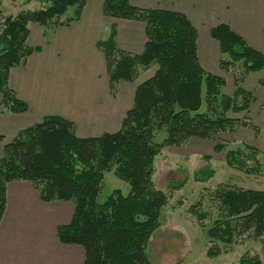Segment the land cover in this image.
Instances as JSON below:
<instances>
[{
    "label": "trees",
    "instance_id": "1",
    "mask_svg": "<svg viewBox=\"0 0 264 264\" xmlns=\"http://www.w3.org/2000/svg\"><path fill=\"white\" fill-rule=\"evenodd\" d=\"M40 2V9L14 16H4L0 9L1 114L29 109L8 86L10 69L38 50L26 44L29 25L69 26L79 20L86 4V0ZM103 15L142 22L146 35L141 54L117 47L115 25L106 37L98 38L96 47L105 59L110 94L116 96L120 81L134 83L141 72L151 66L156 69L137 83L133 105L114 133L79 138L74 123L48 115L5 143L0 155V221L6 209L7 184L27 181L43 202L73 203L71 221L57 227L56 237L61 244L82 247L83 264H154L146 249L160 226V211L168 203V195L153 182L154 160L163 148H182L192 138L209 140L213 152L223 153L229 168L252 176L264 173L257 148L235 141L236 147L228 149V142L220 138L235 134L239 127L260 135V128L242 116L248 115L256 100L255 92L242 85L250 73L264 71V55L226 24L210 30L220 49L218 66L233 78L234 92L229 96L223 91L224 79L200 66L197 32L185 14L137 8L131 0H104ZM257 84L264 88V76ZM163 129L166 137L157 143L156 135ZM3 140L0 136V143ZM110 171L129 191L114 190L99 202L104 175ZM182 173L181 181L168 185L170 191L185 185L187 178ZM213 176L207 163L193 173L192 180L206 184ZM198 201L189 210L209 241L229 246L250 234L264 246V189L219 183L206 189ZM209 218L211 226L206 228L204 221ZM220 252L213 245L207 255L214 258ZM261 263L257 256L245 255L238 264Z\"/></svg>",
    "mask_w": 264,
    "mask_h": 264
},
{
    "label": "crops",
    "instance_id": "2",
    "mask_svg": "<svg viewBox=\"0 0 264 264\" xmlns=\"http://www.w3.org/2000/svg\"><path fill=\"white\" fill-rule=\"evenodd\" d=\"M131 3L141 9L185 14L197 32L200 66L224 78L225 94L229 96L234 92L233 79L218 66L220 49L210 30L226 24L264 55V0H131ZM103 4L104 0H86L79 20L66 27L47 29L38 24L29 25L26 44L38 50L11 68L8 77L9 88L29 109L24 113H0V136L4 143L11 142L20 131L48 115L74 123L79 138L99 137L120 129L133 105L137 82L120 81L116 96H112L105 59L96 43L115 25L117 47L141 54L146 42L145 25L105 17ZM263 76L264 71L250 73L242 85L245 90L255 92L256 100L247 116L260 128V135L243 127L230 135L236 142L257 148L261 152L259 160L264 155V88L257 83ZM143 80L141 77L138 83ZM222 136L221 139L227 140ZM210 145L213 150L211 141L192 138L180 149L186 150L182 154L184 159L187 154L200 153V157H208L212 164L215 153L208 150ZM159 156L154 160V169ZM73 210L69 201H41L30 182L8 183L6 209L0 221V264H83L82 247L61 244L56 237L57 227L71 221Z\"/></svg>",
    "mask_w": 264,
    "mask_h": 264
},
{
    "label": "rangeland",
    "instance_id": "3",
    "mask_svg": "<svg viewBox=\"0 0 264 264\" xmlns=\"http://www.w3.org/2000/svg\"><path fill=\"white\" fill-rule=\"evenodd\" d=\"M41 7L40 0H1L0 3V9L4 16L12 14L14 16L22 11H34ZM71 12L72 10L69 9L68 14H71ZM155 69L156 66H151L146 72H141L136 82L138 83L141 77H144V80L149 78ZM223 91L225 93L224 89ZM243 115L247 117L246 114ZM244 135L246 136V134ZM165 137L166 133L163 129L157 133L155 141L161 143ZM222 137L227 139L225 141L228 142V149L236 147L234 137L227 134H223ZM245 138L247 139V136ZM4 144L3 140L0 143V155H2ZM209 149L212 153H215L211 150V145ZM184 152L186 153V150L180 148L165 147L156 161L153 182L157 189L168 195V203L160 211V226L152 234L146 249L149 260L154 264H238L243 256L255 255L261 260V264H264V246L260 240L253 239L250 234H244L229 246L211 242L206 237L200 224H198L197 218L189 210L192 205L199 202L200 195L206 189L215 187L219 183L228 182L242 188L264 189V173L259 176H252L231 170L224 164L223 153H215L213 155L214 160L210 164V161L205 157H200V153L187 154L188 157L184 159L182 155ZM260 161L264 172V155ZM207 163L212 165L211 167L215 172L212 180L206 184L194 182L192 180L193 173L197 169L203 168ZM182 171L185 172L187 178L185 185L178 191H170L168 188L170 183L183 179ZM114 190H120L123 194H126L129 187L116 178L113 171H110L104 175L99 202L105 201ZM211 221V218L205 219L206 228L211 226ZM213 245H217L221 252L217 257L210 258L207 251Z\"/></svg>",
    "mask_w": 264,
    "mask_h": 264
}]
</instances>
